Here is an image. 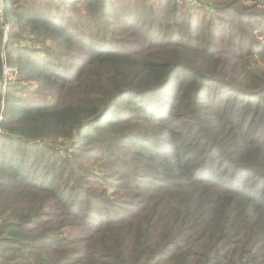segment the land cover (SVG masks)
<instances>
[{
  "label": "trees",
  "instance_id": "trees-1",
  "mask_svg": "<svg viewBox=\"0 0 264 264\" xmlns=\"http://www.w3.org/2000/svg\"><path fill=\"white\" fill-rule=\"evenodd\" d=\"M147 1L5 0L0 264H264V9Z\"/></svg>",
  "mask_w": 264,
  "mask_h": 264
},
{
  "label": "rangeland",
  "instance_id": "rangeland-1",
  "mask_svg": "<svg viewBox=\"0 0 264 264\" xmlns=\"http://www.w3.org/2000/svg\"><path fill=\"white\" fill-rule=\"evenodd\" d=\"M22 2L21 3H27V1L28 0H21ZM175 1V0H174ZM221 2H231L232 0H220ZM135 2L137 3V4H135ZM183 2H185V3H195V0H183ZM132 3H133V5L136 7V8H138V7H141L143 4H145L144 2H143V0H132ZM182 3V2H181ZM152 4L155 6V2H154V0H148L147 1V5H151L152 6ZM243 7H247V8H257V9H264V5L262 6V5H258L257 3H253L252 1H244L243 0ZM76 11H81V13H86V8L85 7H78V6H75L74 8H72L71 9V12H72V16H74V13L76 12ZM0 12H2V10H1V0H0ZM92 13V12H91ZM88 13H86L85 15H87ZM0 15H2V14H0ZM1 20H2V18L0 19V24H1ZM107 21H105L104 23L105 24H109L110 22H112V28H115V29H118V31L119 32H121L122 31V29L120 28V23H117V21H115V20H110V19H106ZM122 25V24H121ZM9 27H10V25L8 26V24H7V26H6V31H5V36H6V33L8 32V30H9ZM256 33V32H255ZM129 34V33H128ZM127 33H123V34H121L120 35V37L121 36H123V37H125V36H127L128 35ZM6 40V39H5ZM4 46H5V41H4ZM2 60H3V63H4V48H3V51H2ZM4 66H5V64H4ZM261 67H262V69H264V65H261ZM5 68H6V66H5ZM5 71H6V73H5V75H4V84H3V93H2V99H3V102H4V91H5V84H6V81L9 79V77H10V75H9V73H8V68H6L5 69ZM2 114V113H1ZM89 147H92V146H90L89 145ZM66 148V145H64V146H61L60 147V149H65ZM87 152H85V154H86ZM85 156V155H84ZM88 160V165L90 166V167H92V168H96L97 170H99V171H103V168L102 167H99L98 166V163L97 162H93V161H91L90 159H87Z\"/></svg>",
  "mask_w": 264,
  "mask_h": 264
},
{
  "label": "water",
  "instance_id": "water-1",
  "mask_svg": "<svg viewBox=\"0 0 264 264\" xmlns=\"http://www.w3.org/2000/svg\"><path fill=\"white\" fill-rule=\"evenodd\" d=\"M1 10H2V20L0 24V30H1V37H0V120H1V113L4 108V102L2 99V93H3V84H4V75L6 73L5 66L2 60V51L4 48V41H5V31L7 26V5L5 0H1Z\"/></svg>",
  "mask_w": 264,
  "mask_h": 264
}]
</instances>
